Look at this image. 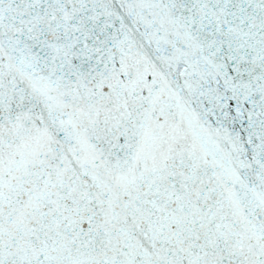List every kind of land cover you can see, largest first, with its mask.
I'll list each match as a JSON object with an SVG mask.
<instances>
[{"label":"water","instance_id":"1","mask_svg":"<svg viewBox=\"0 0 264 264\" xmlns=\"http://www.w3.org/2000/svg\"><path fill=\"white\" fill-rule=\"evenodd\" d=\"M0 264H264V0H0Z\"/></svg>","mask_w":264,"mask_h":264}]
</instances>
